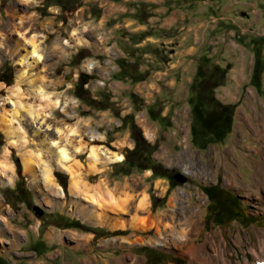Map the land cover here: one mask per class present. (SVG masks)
Listing matches in <instances>:
<instances>
[{
  "label": "rangeland",
  "instance_id": "374dc122",
  "mask_svg": "<svg viewBox=\"0 0 264 264\" xmlns=\"http://www.w3.org/2000/svg\"><path fill=\"white\" fill-rule=\"evenodd\" d=\"M105 2L0 0V39L3 34V40L16 42L0 46V177L5 180L0 214L25 231L16 245L9 244L8 231H0V264H114L121 256L137 257L141 264H189L190 250L150 242L158 234L150 220L169 213L173 192L182 207L162 223L182 221L183 208L200 197L203 213L199 234L192 231L194 243L206 241L214 254L223 240L235 264L253 262L258 230L264 231V199L247 188L258 169L254 160L264 157V69L259 87L249 79L256 50L264 61V0H214L218 17L212 30L185 59L171 43L181 42L183 30L146 25L150 41L132 45L131 33L120 25L123 15L106 18ZM11 14L25 26L11 31ZM31 41L40 54L37 61ZM218 101L234 105L229 130L201 148L209 124L226 117ZM196 102L199 118L193 114ZM99 146L122 160L93 161L89 148ZM60 148L68 155L63 166ZM27 159L48 164L63 194L35 185ZM232 175L235 182L227 184ZM71 179L78 187L71 189ZM96 185L98 193L92 189ZM261 193L264 198V188ZM141 198L147 208L137 210ZM122 199L129 200L125 211L115 206L114 200ZM83 204L103 215L82 220ZM132 215L141 227L121 228V219ZM50 230L88 240L76 247L80 241L67 234L49 239Z\"/></svg>",
  "mask_w": 264,
  "mask_h": 264
},
{
  "label": "bare ground",
  "instance_id": "6f19581e",
  "mask_svg": "<svg viewBox=\"0 0 264 264\" xmlns=\"http://www.w3.org/2000/svg\"><path fill=\"white\" fill-rule=\"evenodd\" d=\"M18 1H25L27 3V1H30V0H18ZM9 8H11V12H14L15 7H14L13 2L10 3ZM22 19L23 18H19V20L16 21V19H14L13 15L11 14V16L9 17V21H8L9 26H12V28H13V29H11V31L17 30L19 27L25 26V25H23L24 20H22ZM18 32H21V31H18ZM20 35L23 36L24 34H20ZM3 37L4 36L2 34V38ZM3 39L0 42V46L6 42H7V44H12V45H13V43L16 44L15 41H12V43H11L10 38L9 39L5 38L6 40H3ZM31 43H32V41H31ZM15 44H14V46H15ZM32 45H33L32 54L35 55L34 57H35V60L37 61L38 59H40V54L37 53V51H38L37 45L34 43H32ZM39 92H41V91H39ZM8 132H10V130H8ZM261 136H262V133H261ZM77 148L80 149L82 147H77ZM57 153H58V157H59L58 163L60 166H63L64 162L68 159V155L66 154L65 150L62 148H60L57 151ZM263 156H264V154H263ZM89 157H91L93 159V161L97 160L99 157H102L104 160L109 161V162L119 161V160H122V158H123V156L121 154L115 153L114 151H111V150L106 149V148L101 147V146L90 147L89 148ZM254 163L256 166L255 168H258V169L255 170V172L253 174V185L251 187H248L247 189L250 190L253 194H255V196L257 198H260L262 200V199H264L263 195L261 193V188L262 189L264 188V157L254 160ZM225 164L230 165L226 160H225ZM25 168L30 172L31 180H32V182H34L35 185L38 186V184H40V185H42V187L45 190L51 191L55 195H57V194L62 195L63 194L62 188L54 181L51 167L48 164L44 163L40 166H37L35 163H33L29 159H27V160H25ZM0 176H1V173H0ZM0 182L4 183L5 180L1 179V177H0ZM76 182L77 181L75 179H71V183H70L71 189L74 188V186L78 187ZM226 182H227V184L234 183L235 182L234 175H232L230 178L228 177L226 179ZM245 187H246V185H245ZM92 189H94L97 193L99 191V190L97 191V189H98L97 185L94 186ZM84 190H85V187H84ZM178 194L179 193L176 194L175 192H173L171 194L168 202H167L169 213L160 212V213L156 214L150 220L151 225H155L158 228V234H157L156 238L151 239L150 242L156 243V244H161V245L162 244L167 245L169 247L172 246V247L176 248V250H179L182 253H184V251L186 249L190 250L189 255L191 256V259L189 260L190 261L189 264H235V261L233 260V258L231 257V255L229 254L228 250L225 247V245H226L225 241L220 240L219 243L215 245L214 254H211L208 251V249L204 243L206 241L198 243V244L194 243L195 239L192 237V231L195 230L196 236L200 232L199 231L200 217H201V214L203 213L202 212V206H203L202 198L198 197L195 205H191L188 203L186 204L185 209L183 208V210L180 213L182 216V221H178V222L176 221L174 224L162 223V218H164L166 216H173L174 214H176L174 209L178 208V207H182L181 199L177 198ZM95 195H96V193H95ZM95 195L93 196V198L98 197V195H96V196ZM128 199H130V198H128ZM128 199H122L120 202H118L117 200H114L115 206L117 207V205H118L122 211L127 210L128 206H129L128 205L129 204ZM145 199L146 198H141L136 203L135 209H137V210L146 209L147 208V201ZM111 202H112V203H110L111 206H114V202L113 201H111ZM183 202H187V201H183ZM102 215L103 214L101 212H97L94 209L93 204L84 205L80 211V218L82 220H89V219L91 220L92 218L97 220L98 218L100 219ZM137 219L138 218L135 215L130 216V219L128 221H122V219H121L119 226L121 228H125V227L127 228L130 225H133L136 227H141L140 225H138L139 222L137 223V221H136ZM140 222L144 223L145 221H144V219H141ZM0 226H1L0 231L2 233H5L7 231L10 233V238H9V244L10 245H16V243L21 239L22 233L25 232L19 228H15V227L11 226L8 223V220H6L2 214H0ZM258 233H259L258 237L260 239V242H259V245L257 246L258 248L252 249L253 262H250V261L245 259L244 263L239 260L238 264H264V231L258 230ZM63 234L64 235L67 234L69 236V238L79 240L80 242H78L74 245L76 247L78 245L85 244L88 240L87 236L75 235V234H72L71 232L52 231V230L48 231L46 233V236L49 239H53L55 237L56 238L57 237L63 238L64 237ZM213 236H214V234L213 235L211 234V236H209L208 239L212 240ZM239 238H240V240H242V238L240 236H239ZM0 241H2L1 236H0ZM109 263H111V262H109ZM83 264H85V262ZM114 264H141V259H139L137 257H134L133 259H126L123 256H121L117 259H114Z\"/></svg>",
  "mask_w": 264,
  "mask_h": 264
},
{
  "label": "crops",
  "instance_id": "0c3cea01",
  "mask_svg": "<svg viewBox=\"0 0 264 264\" xmlns=\"http://www.w3.org/2000/svg\"><path fill=\"white\" fill-rule=\"evenodd\" d=\"M105 3L103 14L106 18L123 15L120 25L131 33L133 39L129 40L128 34L127 38L132 45L143 47L150 41L153 34L146 33L149 32L146 25L163 30L177 27L183 30L182 36H179L181 42L179 40L171 42L172 47L178 46L177 50L173 51L179 52L181 59L191 57L197 52L199 44L205 38L204 34L210 33L212 22L218 17L214 14L216 6L214 0H106ZM174 31L177 33L178 30ZM173 51L170 50L171 53ZM199 55L193 59H198ZM167 69L165 68L162 73Z\"/></svg>",
  "mask_w": 264,
  "mask_h": 264
},
{
  "label": "trees",
  "instance_id": "16d2710c",
  "mask_svg": "<svg viewBox=\"0 0 264 264\" xmlns=\"http://www.w3.org/2000/svg\"><path fill=\"white\" fill-rule=\"evenodd\" d=\"M200 69V65H198L197 72L200 71ZM263 69L264 61L260 56V51L256 50L254 54L252 71L249 79L250 84L254 85L255 87L260 86L261 74L263 72ZM218 103H220L218 105L222 106L223 111L227 110V113L225 115L226 117L221 118L222 115H219L215 120V124H209V127L207 128L208 131H205V133L203 132V136L201 140H199L198 146L201 148H204L209 143L220 141L221 139H223V137L229 130L234 105L232 104L228 106L226 104H222L220 101H218ZM200 107L201 106L197 102L193 106V114L198 115L196 116V118L202 117L199 116L201 114L199 111ZM195 129H193V132H195Z\"/></svg>",
  "mask_w": 264,
  "mask_h": 264
},
{
  "label": "water",
  "instance_id": "95a60500",
  "mask_svg": "<svg viewBox=\"0 0 264 264\" xmlns=\"http://www.w3.org/2000/svg\"><path fill=\"white\" fill-rule=\"evenodd\" d=\"M174 177H175L177 180L181 181V182H183V181L186 180V177H185L182 173H175V174H174ZM33 207H34V210H35V212H36L37 214H39V215L43 214V209H42V208H40V207L37 206V205H34Z\"/></svg>",
  "mask_w": 264,
  "mask_h": 264
}]
</instances>
